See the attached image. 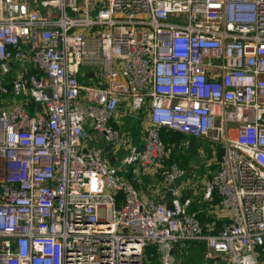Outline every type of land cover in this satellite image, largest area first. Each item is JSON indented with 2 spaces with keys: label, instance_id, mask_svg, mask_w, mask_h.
I'll use <instances>...</instances> for the list:
<instances>
[{
  "label": "built area",
  "instance_id": "obj_1",
  "mask_svg": "<svg viewBox=\"0 0 264 264\" xmlns=\"http://www.w3.org/2000/svg\"><path fill=\"white\" fill-rule=\"evenodd\" d=\"M161 128L220 149L218 229ZM193 243L264 264V0H0V264H183Z\"/></svg>",
  "mask_w": 264,
  "mask_h": 264
},
{
  "label": "crops",
  "instance_id": "obj_2",
  "mask_svg": "<svg viewBox=\"0 0 264 264\" xmlns=\"http://www.w3.org/2000/svg\"><path fill=\"white\" fill-rule=\"evenodd\" d=\"M143 116H145V115L143 114ZM143 119H144V117H143ZM119 121L122 123L121 126L131 133V135L135 141H140V138H141L143 133L139 134V129L140 130L142 129V126L139 122L137 123L136 120L131 119V118H127L125 116L120 117ZM197 141L201 142L200 139H198ZM202 142H204V141H202ZM100 144H101V146L104 147L103 141H101ZM208 146H207L208 147L207 151L210 155L209 160L212 159L213 157H216V159H217V150L213 151L211 146L210 145H208ZM186 148H188V147H186ZM189 149L191 151V147ZM206 161H208V159H206V157L204 156L203 153L201 154V163L199 165L191 159L189 166L186 168V170L190 173V174L188 173V175H187V177L189 179L188 180L184 179L183 182L180 183V188L182 189L184 195H189L194 200L191 210L193 212H197L200 210L202 211L198 215L199 219L207 225H210L213 223L216 224L215 228L218 229L220 227L221 223L223 222V220L221 218V212H219L218 210L216 211L214 209V207H211V203H208V205H207V203L206 202L204 203L202 200L203 185H204L205 181L211 175H213L215 173L216 168H217V165H216V168L214 170L207 169L208 168L206 166L207 163H206V165H203V164H205ZM191 171H192V173H191ZM203 171L205 174L202 175ZM142 180H143V184H144V190L147 192V195H151V197L154 196V194L159 193V191H161V189L163 188L162 187L163 185L158 178L143 177ZM212 204L213 205L218 204V199L216 197H214V199L212 200ZM189 251L192 254H196L197 249H195V247L191 246V248L188 249V253H189ZM200 257H201V255H200ZM197 259H200L199 256L197 257ZM178 261H180V262L185 261V262H182L183 264H193L192 262H189L190 259H187L186 257H184V255L178 257Z\"/></svg>",
  "mask_w": 264,
  "mask_h": 264
},
{
  "label": "trees",
  "instance_id": "obj_3",
  "mask_svg": "<svg viewBox=\"0 0 264 264\" xmlns=\"http://www.w3.org/2000/svg\"><path fill=\"white\" fill-rule=\"evenodd\" d=\"M159 136H160V140L169 151L168 162L176 163L179 167L186 169L189 166L191 159L193 158L192 157L193 154L189 148L191 147L192 142L197 141V139L166 128L160 129ZM220 156H221V151L220 149H218L217 150L218 161L220 159ZM116 200L118 203L122 200L121 193L117 194ZM191 246L197 249L196 254H192L189 251V253L184 254V257L190 259L189 262H192L193 264H202L200 255L204 247L203 243L190 244L189 248H191ZM145 254L147 260L153 261L155 264L157 263L156 253L153 247L151 246L146 247ZM198 256L200 259H197Z\"/></svg>",
  "mask_w": 264,
  "mask_h": 264
},
{
  "label": "rangeland",
  "instance_id": "obj_4",
  "mask_svg": "<svg viewBox=\"0 0 264 264\" xmlns=\"http://www.w3.org/2000/svg\"><path fill=\"white\" fill-rule=\"evenodd\" d=\"M139 134H142V129L141 130L139 129ZM202 141L203 140H201V142L200 141L192 142V145H191V151L193 154L192 160L199 165L201 163V154L203 153L204 156L206 157V159H208V161H206L205 164H203V165H206V163H207V165H206L208 167L207 169L214 170L216 168V164L218 163V159H216V157H213L212 159L209 160L210 155L207 151V148L209 147L208 146L209 143L206 141H204V142H202ZM140 142L142 144V141H140ZM203 174H205L204 171H203L202 175ZM188 179H189L188 177L185 178V180H188Z\"/></svg>",
  "mask_w": 264,
  "mask_h": 264
}]
</instances>
